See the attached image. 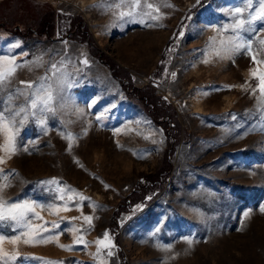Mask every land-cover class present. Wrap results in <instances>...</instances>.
<instances>
[{
  "label": "rangeland",
  "instance_id": "1",
  "mask_svg": "<svg viewBox=\"0 0 264 264\" xmlns=\"http://www.w3.org/2000/svg\"><path fill=\"white\" fill-rule=\"evenodd\" d=\"M102 2L0 0V55L21 63L45 54L44 66L18 70L11 88L44 76L48 61L65 56L71 59L67 70L79 81L68 90L66 109L48 120L47 134L31 122L21 130L20 140L35 143L0 166L19 173L9 178L4 195L44 205L67 203L69 210L59 214L37 209L43 219L34 223L50 229L59 223L53 231L73 225L83 230L85 216L93 217L94 226L39 246L5 240L3 248L21 257L94 264L102 248L94 242L107 231L116 248L111 258L102 252L105 264H264V121L257 112L260 93L251 91L258 84L253 72H264V64L244 53L220 60L209 44L215 37L219 47L227 38L215 29L228 22V10L240 0H147L164 17L147 24L118 22L115 9L105 13L93 7ZM51 14L53 36L42 32L43 18ZM79 23L85 33L77 31ZM248 35L264 39V32ZM100 53L115 64L120 78ZM255 54L264 59V52ZM123 81L150 95L170 126L156 124ZM73 104L84 114L75 113ZM169 132L175 148L167 164ZM5 143L0 134V145ZM162 170L169 171L159 174ZM54 178L65 188V201L41 186ZM80 235L90 242L86 251L83 244L74 250L59 246L74 245ZM185 237L194 239L191 247ZM167 245L171 249L162 250Z\"/></svg>",
  "mask_w": 264,
  "mask_h": 264
},
{
  "label": "snow or ice",
  "instance_id": "2",
  "mask_svg": "<svg viewBox=\"0 0 264 264\" xmlns=\"http://www.w3.org/2000/svg\"><path fill=\"white\" fill-rule=\"evenodd\" d=\"M168 7H174L170 3L166 4ZM93 7L100 8L107 13L115 9L113 12L116 21H133L147 24L149 20L158 22L163 19V15L159 14V8H155L152 3L144 0H103L100 5H93ZM228 22L218 26L215 30L218 34L228 33L226 39L219 41V47L215 37L210 39V48L213 54L220 60L234 59L237 54L244 53L251 56L253 63L264 64V59H257L255 53L264 52V39H254L248 34H258L264 32V0H240V3L227 12ZM257 24L261 27H257ZM183 36V32L180 34ZM17 44L12 47H18ZM255 46V49H254ZM23 55H27L24 53ZM44 55L34 57L31 61L17 63L15 56L0 55V134L5 136L6 143L0 145V152L6 155H0V166L5 165L9 159L20 153L29 152V144L35 143L29 141L24 143L20 140V132L25 128L26 124L31 122L40 129L42 134H47L50 118H56L59 112L66 109V103L69 97V89L78 86L79 81L74 79L73 73L67 70L71 59L67 56L60 61H48V69L44 76L38 77L35 81H20L24 87L11 88L12 81L16 76L18 70L32 71L33 68L43 67L45 64ZM204 63H209L210 60L205 58ZM81 63L88 65L89 61L84 58ZM175 76V73H173ZM253 77L258 81L257 87L252 89V94L260 93V100L257 107V112L262 121H264V72L257 74L253 72ZM24 99V103L17 105L16 100ZM91 106V105H89ZM74 112L80 115L84 114L83 109L78 105L73 104ZM102 117L97 116V119ZM235 119V117H233ZM61 126L64 127V122L61 121ZM264 130V129H262ZM71 137V133L66 134ZM72 144L69 143L68 150L71 151ZM10 177L19 178V173L14 169L4 170L0 167V264H62L59 261L46 260L42 257L23 256L19 252L8 253L3 248L5 240L11 243L23 242L28 246H39L51 242H55L58 236L67 231L87 233L92 230L93 217L85 216L84 220L88 227L81 230L74 225L66 227L60 232L53 231L59 229V223H52L51 229L43 225L34 223V220H42L37 211L38 208L52 209L55 214H59L61 210H69L68 204L65 203L63 207L60 205L50 203L48 205L40 204L37 201L28 198L9 200L5 197L4 191L11 186ZM41 186H46L49 192L55 191V198L61 201L68 199L65 195V188L61 187V183L57 179L40 182ZM68 191H73L68 189ZM211 194V193H210ZM151 199V197H149ZM89 200L90 198L81 196V201ZM260 211L264 213V206H261ZM73 220L78 219L73 217ZM48 222L45 221V224ZM8 234H6V232ZM157 229L156 231H158ZM185 242L191 247L195 242L194 239L185 237ZM90 242L84 240L83 235L77 236L74 240V245L65 246L59 245L61 248L67 250H74L75 245L83 244L84 249ZM94 243L102 248L94 258V264H105L100 256L106 250L107 257L111 258L114 255L113 249L116 245L112 241L109 232L103 233L102 239H97ZM171 245L164 246L162 250L169 251ZM162 264H165L162 261Z\"/></svg>",
  "mask_w": 264,
  "mask_h": 264
},
{
  "label": "trees",
  "instance_id": "3",
  "mask_svg": "<svg viewBox=\"0 0 264 264\" xmlns=\"http://www.w3.org/2000/svg\"><path fill=\"white\" fill-rule=\"evenodd\" d=\"M53 14L51 15H47L46 17L43 18V28H42V32L43 33H46L48 34L49 36H53L52 35V32L54 30V22L52 23V18H53ZM2 25V23H0ZM7 30L10 31V27L7 26ZM17 30H15L16 32ZM22 32V30H20ZM77 31L79 33H85L86 31L83 29V24L79 23L78 26H77ZM23 33V32H22ZM29 34V33H28ZM88 36V42L92 43L91 42V38L89 36V34H85ZM100 59L105 62L106 64L109 65V67L113 70V76L116 77V78H120V74L117 72L116 70V66L115 64L107 59V58H104V56L100 53ZM123 86L124 88L127 89L128 92H131V93H134L138 98H140L141 100H143V103H144V106L146 108V111L148 113V115L151 117V119L158 125H162L165 127V125H168L170 126V121H164V119L162 118L161 116V107H159L154 101L153 99L151 98L150 95L146 94L143 92V90L139 87H136L134 85H131L129 82H125L123 81ZM168 136H169V139H170V145H169V148H168V154H167V164H169L171 161H170V155L171 153L173 152L175 146H174V137L170 134V132L168 133ZM169 170H162L159 174H164V173H167ZM153 182H157L156 180H153ZM138 193L137 189H135L130 195H129V199L128 200H132L133 196L136 195ZM127 202V201H126ZM119 210H122V209H119ZM121 213V211L119 212H114L113 214V217H112V222L114 223V225H117L119 220H118V217H119V214ZM117 241H118V236L116 237Z\"/></svg>",
  "mask_w": 264,
  "mask_h": 264
}]
</instances>
